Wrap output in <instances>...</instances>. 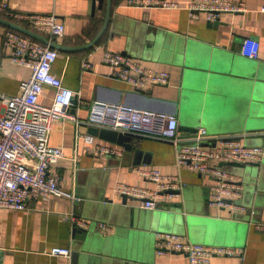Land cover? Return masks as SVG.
<instances>
[{
  "label": "crops",
  "instance_id": "1",
  "mask_svg": "<svg viewBox=\"0 0 264 264\" xmlns=\"http://www.w3.org/2000/svg\"><path fill=\"white\" fill-rule=\"evenodd\" d=\"M0 1L17 12L54 13L65 24V33L57 41L75 49H58L52 71L79 92V99L175 114L183 143L196 142V131L204 127L210 136H245V143L264 146V0H245L247 11L223 12L217 20L192 18L186 8L191 0H171L178 8L131 6L128 0H113L108 27L90 47L85 45L104 24L107 0L101 7L97 1L94 11L92 0ZM0 17L11 20L2 12ZM6 28L0 23V114L4 112L2 95L20 94L22 82L31 76V67L12 62L3 42ZM248 37L260 42L258 57L241 53ZM105 49L169 71V83L137 89L112 76L102 62ZM83 58L92 63L91 68L82 67ZM54 95V88L48 86L39 101L50 105ZM71 111L79 123L55 120L50 143L64 148L65 155L53 170L60 172L64 189L84 196L80 210L76 211L73 197L56 195L47 200L36 198L25 210L0 207V264H192L182 253H157L159 230L242 251L216 255L210 264H264V230L257 228L264 224V161L246 167L223 164V169L240 179L243 197L234 203L246 209L212 207L208 200L215 180L179 168L172 142L142 134L133 140L138 152L126 151L123 145L92 131L86 123L87 105L76 104ZM78 131L92 135L95 143L120 148L122 154L88 152ZM202 143L210 146L215 141ZM139 167L177 175L183 183L180 194L155 209L142 207L135 198L124 204L113 191L117 182L156 187L139 173ZM168 203L171 214L188 217L190 224L163 221L166 212L162 207ZM72 212L90 223L85 227L86 237L84 232L74 234V223L66 216ZM99 222L111 224L113 231L102 232L97 228ZM54 247L70 248L71 255L52 254Z\"/></svg>",
  "mask_w": 264,
  "mask_h": 264
},
{
  "label": "built area",
  "instance_id": "2",
  "mask_svg": "<svg viewBox=\"0 0 264 264\" xmlns=\"http://www.w3.org/2000/svg\"><path fill=\"white\" fill-rule=\"evenodd\" d=\"M131 6H160L178 8L171 0H128ZM192 18L205 16L217 20L223 12H245V0H191L186 7ZM0 12L12 21L28 27L49 38L57 40L65 33V24L57 16L42 13H24L11 10L6 2L0 1ZM4 45L10 50L12 62L31 67V76L21 84L18 95H2L4 112L0 114V207L25 210L36 198L49 199L51 196L73 197L61 186L62 176L54 171V165L64 157L62 146L50 143L52 123L57 119H73L71 106L77 104L89 108L86 123L90 126L109 127L119 131L136 132L146 136L168 140L176 146V165L189 168L212 177L209 204L216 208L245 210L235 200L243 197L240 179L223 169L229 162L251 163L264 161V146L249 145L240 136L214 135L200 127L195 134L196 142H182L178 118L175 114L137 109L126 104H109L99 100L85 102L79 99V92L63 83L52 67L58 57V49L13 28H6ZM260 42L252 37L244 40L241 53L247 57H258ZM102 62L110 67L111 75L137 89L152 85H164L170 81V72L145 66L140 60L127 54L105 49ZM82 67L88 69L92 63L82 59ZM55 90L50 105L39 101L46 87ZM88 152L99 155H120L122 150L111 144L95 143L94 137L78 131ZM212 140L214 145L202 142ZM78 146V143H77ZM76 159V158H75ZM145 178L156 183L149 188L125 182H117L115 194H128L141 199V206L155 209L160 202L170 201L179 193L183 183L177 175L164 174L159 168H138ZM74 225L89 226L90 223L68 213ZM97 228L104 233L113 231L107 222H99ZM264 230V224L257 225ZM156 249L159 255L185 254L192 264H210L216 255L233 256L242 253L238 248L210 246L191 241L185 234L157 231ZM52 254L70 256L71 249L54 247Z\"/></svg>",
  "mask_w": 264,
  "mask_h": 264
},
{
  "label": "water",
  "instance_id": "3",
  "mask_svg": "<svg viewBox=\"0 0 264 264\" xmlns=\"http://www.w3.org/2000/svg\"><path fill=\"white\" fill-rule=\"evenodd\" d=\"M97 1H99V6L101 7L102 6V3H103V0H92V7H93V11L96 9V5H97ZM112 1L113 0H107V10H106V16H105V21H104V24L101 28V30L99 31V33L97 34V36L91 41L89 42L88 44H86L85 46L86 47H90L92 45H94L95 43H97L100 38L102 37V35L104 34V32L106 31L107 27H108V24H109V21H110V18H111V14H112ZM0 23H3L5 24L6 26H8L9 28H13V29H16L22 33H25L33 38H36L46 44H50V46L54 47V48H57V49H65V50H73L75 48L71 47V46H65V45H62L60 44L57 40L53 39V40H49V38L41 33H38L28 27H25L23 25H20L18 23H15L11 20H8V19H5V18H2L0 17ZM77 104V98L74 99V102H73V105L71 106L72 108L74 106H76ZM91 129L94 133H98L101 137H104L106 139H109V140H112V141H115L121 145H123L124 149L126 151H136L138 152V148L135 145L134 143V139L136 138H141L142 135H140L139 133H136V132H128V131H119V130H115V129H111V128H105V127H99V126H92L91 125ZM242 137L243 139L245 138V136H240ZM226 164H229V165H235V166H239V167H246L248 165H251V166H256V165H259L260 163L259 162H251V163H246V164H243V163H239V162H229V163H226ZM179 194H180V191H177ZM81 197L84 199V196H82L81 194L78 193L77 190L74 191V200H75V203H76V211L78 212V210H80V207H81V204H82V200ZM132 198H135V199H140L138 197H134V196H130L128 194H122L121 195V200L122 202L125 204L127 203L130 199ZM141 200V199H140ZM106 201H108V198L106 199ZM109 201H113V200H109ZM171 203H168L166 204V207H162L163 211L166 212L163 216H162V219L165 222H174V223H177V224H183L185 223L186 225H189L190 224V221L191 219H188V217H185L184 219L181 218L180 215L178 214H175V213H170L169 211V206H170ZM182 205V204H181ZM160 204L156 207V208H159ZM185 220V222H184ZM159 231H162V230H159ZM80 232H84L85 233V237L87 236V233H88V229L85 228V227H81V226H78V225H74V234H77V233H80ZM168 232H171V231H168ZM176 233H180V232H176Z\"/></svg>",
  "mask_w": 264,
  "mask_h": 264
}]
</instances>
